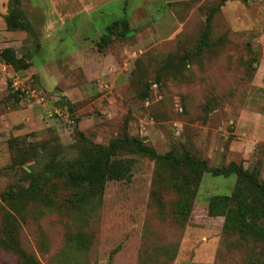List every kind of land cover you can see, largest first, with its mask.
Here are the masks:
<instances>
[{"label":"rangeland","instance_id":"374dc122","mask_svg":"<svg viewBox=\"0 0 264 264\" xmlns=\"http://www.w3.org/2000/svg\"><path fill=\"white\" fill-rule=\"evenodd\" d=\"M20 2L31 31L7 29L9 2L0 0V46L15 60L3 65L45 99L0 84V194L26 186L24 169L36 175L51 160H73L87 142L106 146L123 135L210 168L256 169L264 181V0ZM209 15L207 47L196 53ZM133 159L91 211L37 204L18 216L0 201V229L7 214L17 221L15 251L0 247V264H20L21 252L61 264L76 233L89 246L70 264H264L263 243L225 233L223 218L207 212L235 176L201 175L179 214L168 184L152 188L154 163Z\"/></svg>","mask_w":264,"mask_h":264},{"label":"trees","instance_id":"16d2710c","mask_svg":"<svg viewBox=\"0 0 264 264\" xmlns=\"http://www.w3.org/2000/svg\"><path fill=\"white\" fill-rule=\"evenodd\" d=\"M8 14L5 16L6 27L9 30L31 31V27L23 14L20 0H8ZM117 21L106 27V34L117 25ZM126 25L125 22H122ZM211 15L206 17L205 30L197 43L195 52L199 53L207 47ZM123 35V32L116 33ZM119 35V36H120ZM108 37L98 43L100 49L107 46ZM2 47V46H0ZM2 59L15 65L11 52L2 48ZM40 90L36 84L30 86ZM44 97V93L42 92ZM45 99V98H44ZM142 156L154 163V182L163 181L174 191L177 200L173 205L175 212L185 213L190 208L191 197L196 191L201 175L227 178L235 176L237 183L229 195H215L207 201V212L210 216L223 218L225 233L238 234L264 244V181L259 180L256 169L244 170L234 163L225 167L210 168L205 160H200L185 151L176 148L160 155L152 147L147 146L136 137L123 135L111 140L108 145L101 146L87 142L80 153L71 161L48 162L38 174L32 175L29 170H23L26 186H18L0 194V201L6 203L11 210L20 215L27 206L41 204L46 208L52 206L73 209L76 212L91 211L102 200L107 182L119 181L124 177L133 158ZM165 169L167 175L164 176ZM61 185V188H58ZM55 194L60 195L59 204ZM53 197V198H52ZM0 229V247L13 252V242L17 238L15 217L4 216ZM67 252L63 255L61 264H70L69 255L86 253L89 242L85 235L76 233L66 238ZM20 264H39L33 256L20 253Z\"/></svg>","mask_w":264,"mask_h":264},{"label":"built area","instance_id":"2783aa9c","mask_svg":"<svg viewBox=\"0 0 264 264\" xmlns=\"http://www.w3.org/2000/svg\"><path fill=\"white\" fill-rule=\"evenodd\" d=\"M1 50L2 49H0V84L3 83L5 86H9L12 91L19 92L25 95L28 99L35 100L36 103L44 101V97L39 90L25 86L19 79L15 78L14 75H8V73H6V68L3 65L5 61L1 57Z\"/></svg>","mask_w":264,"mask_h":264}]
</instances>
